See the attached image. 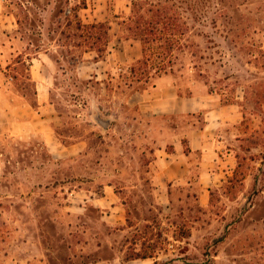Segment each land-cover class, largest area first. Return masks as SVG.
Here are the masks:
<instances>
[{
  "label": "rangeland",
  "instance_id": "374dc122",
  "mask_svg": "<svg viewBox=\"0 0 264 264\" xmlns=\"http://www.w3.org/2000/svg\"><path fill=\"white\" fill-rule=\"evenodd\" d=\"M97 2L0 0V25L11 15L21 51L2 54L4 62L48 51L75 65L105 57L116 36L136 38L141 48L139 58L132 50L119 81L82 79L75 67L60 77L64 89L56 101L64 129L90 142L81 156L58 160L38 141L0 135V264H264V0H130L124 3L129 14L116 16L118 0H105L102 11L110 19L103 28L93 27L97 19L90 15ZM158 10L166 19L156 25ZM138 20L157 32L146 37L145 57L134 30ZM119 26L114 35L111 27ZM10 36L1 33L0 43L9 45ZM27 66L17 68L18 83L26 84V100L36 106ZM164 75H174L184 94L208 85L241 115L230 139L238 167L212 190L208 207L200 205L196 174L191 185L170 190V202L154 193L156 155L138 139L137 110L126 98ZM110 180L117 211L85 203L86 192L97 197ZM142 253L153 256L135 258Z\"/></svg>",
  "mask_w": 264,
  "mask_h": 264
},
{
  "label": "crops",
  "instance_id": "0c3cea01",
  "mask_svg": "<svg viewBox=\"0 0 264 264\" xmlns=\"http://www.w3.org/2000/svg\"><path fill=\"white\" fill-rule=\"evenodd\" d=\"M97 1L99 5L93 9L91 18L97 19V23L108 21V12L102 11L105 0ZM125 2L128 4L130 0H118L120 9L115 10V16L129 14L130 7L127 4L124 7ZM10 16L6 15L5 20L9 24L6 25L4 21L0 25V34L11 35L9 45L0 43V56L8 53L13 56L14 53L16 57L21 51H17V30ZM117 30L120 31V26L110 29L114 35ZM54 42H57L56 39ZM139 43L133 37L116 36L110 41L105 57L78 60L75 65L74 60L70 64L64 56L54 57V52L48 51H39L37 57H23L15 62L0 59V135L7 133L26 136L29 145L38 141L58 160H74L81 156L88 151L90 142L88 137L72 136L64 129V116L56 101L64 89L60 87L63 84L60 77L71 74L74 72L71 68L75 67L77 75L82 79L96 77L104 80L102 76H105L108 84L113 79L119 81L123 76L122 71L131 61L132 50H136V57L141 56ZM54 51L58 52L57 48ZM24 62L28 65V80L33 84L36 106L26 100V84L23 82L21 86V82L18 83L21 80L17 68ZM14 69L15 75L7 73ZM190 87L189 93H180V85L174 75L159 76L154 78L151 87L132 90L126 98V104L137 110V123L133 125H136L138 139L151 144L156 155L150 163V173L154 193L160 196L161 203L170 202V190L177 183L191 185V179L196 174L199 178L200 205L208 207L212 203V190L229 182L238 167V158L230 146V139L241 115L236 112L233 104L224 103L215 92L210 91L208 85L204 84V90L201 91ZM112 127L110 123L109 129ZM103 183L101 195L96 197L93 192L90 195L86 192L84 201H93L103 207L110 206L117 211L119 205L115 185L112 180ZM81 191L82 188L78 195H81Z\"/></svg>",
  "mask_w": 264,
  "mask_h": 264
},
{
  "label": "trees",
  "instance_id": "16d2710c",
  "mask_svg": "<svg viewBox=\"0 0 264 264\" xmlns=\"http://www.w3.org/2000/svg\"><path fill=\"white\" fill-rule=\"evenodd\" d=\"M163 13L164 12L163 11H160V10H158V13H156L158 17H161V19H159V20H157L155 22L156 25L157 24H160L162 22V19H166L165 13L164 14ZM106 25L107 24H105L104 22H99L97 24H93V27L99 26V27L103 28ZM153 25H154V22H153ZM82 26L83 25L80 22L79 27H82ZM107 27H109V26H107ZM134 30H135L136 35L138 37L142 35L141 38H140V40H141L142 45H143V53H144V57H145V56H147V46L146 45H147V42H150V38L147 39L146 37H149V35L156 37L157 32H156L155 28L154 27L152 28L150 25L148 26V28L146 27V25L142 26L141 25V20L140 21L139 20L137 21L136 26L134 27ZM155 39L156 38H154V40ZM150 256H153V255L152 254L149 255L147 253H142L140 255L138 254V256L135 257V258H144L145 259V258H148Z\"/></svg>",
  "mask_w": 264,
  "mask_h": 264
},
{
  "label": "water",
  "instance_id": "95a60500",
  "mask_svg": "<svg viewBox=\"0 0 264 264\" xmlns=\"http://www.w3.org/2000/svg\"><path fill=\"white\" fill-rule=\"evenodd\" d=\"M98 122H100V124L102 126H104L105 128H108L109 125H110V121L109 120H105V119H102V118H98Z\"/></svg>",
  "mask_w": 264,
  "mask_h": 264
}]
</instances>
